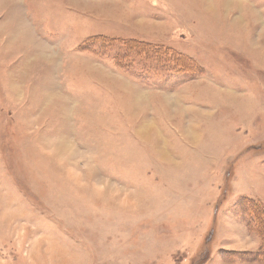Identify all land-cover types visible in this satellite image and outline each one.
Wrapping results in <instances>:
<instances>
[{
  "label": "rangeland",
  "instance_id": "1",
  "mask_svg": "<svg viewBox=\"0 0 264 264\" xmlns=\"http://www.w3.org/2000/svg\"><path fill=\"white\" fill-rule=\"evenodd\" d=\"M215 1L0 0V264H257L264 0Z\"/></svg>",
  "mask_w": 264,
  "mask_h": 264
},
{
  "label": "trees",
  "instance_id": "2",
  "mask_svg": "<svg viewBox=\"0 0 264 264\" xmlns=\"http://www.w3.org/2000/svg\"><path fill=\"white\" fill-rule=\"evenodd\" d=\"M104 41L109 42V45L102 46V49H107L111 47V49L115 50L116 45L119 44L122 45L123 50L126 49L130 51L129 53L133 51H138L141 53H150L155 60H159L160 62H168L173 63L177 65L178 67L182 68V70H185L186 72H194L195 70L199 69V65L195 61H193L191 58L187 57L186 55L179 54L169 48H165L162 46L154 45L153 43L149 42H137L136 40H118L115 38H103ZM120 41V42H119ZM94 46V45H93ZM92 46V47H93ZM89 45H85V48H88ZM123 54H126L123 52ZM129 56V54H127ZM128 58V57H127ZM116 57H112V61L114 64L117 62ZM195 62V63H194ZM115 66H118L117 64ZM120 68V66H119ZM242 206L241 208H236L234 212H239L238 214H241L244 218H249V216H253L254 223H252L251 229L257 232V235L262 239V245L260 246L259 250L255 253H251L252 256L255 258V262L259 264H264V206L262 203H259L254 200L245 199L241 202ZM257 210H255V208ZM254 214V215H252ZM250 224V223H249ZM258 229H257V227Z\"/></svg>",
  "mask_w": 264,
  "mask_h": 264
},
{
  "label": "crops",
  "instance_id": "3",
  "mask_svg": "<svg viewBox=\"0 0 264 264\" xmlns=\"http://www.w3.org/2000/svg\"><path fill=\"white\" fill-rule=\"evenodd\" d=\"M180 2H179V5L182 7L181 9L183 10V7L185 6V5H183V0H179ZM185 2H188V3H190V6H187V7H185L184 8V13L185 14H191V13H193V15H195V14H197L198 15V17H200L201 15L199 14V3H197L196 4V2L195 3H192V2H189V0H184ZM215 1V0H214ZM239 1V0H238ZM237 0L235 1V0H233V1H231V2H233L234 4L235 3H237L238 2ZM243 1V0H242ZM245 2V1H244ZM249 3H250V5L252 4V0H250V1H248ZM200 3H201V1H200ZM239 3H240V1H239ZM215 5H218V8L220 7V5H222V3H221V0H217V1H215ZM252 7H253V10H254V6H253V4H252ZM170 8V7H169ZM197 9V10H196ZM252 10V9H251ZM87 12H88V10H86ZM159 13H161L160 12V10H157ZM171 11H172V9H171ZM174 11H172V14L174 15V17H173V20L172 21H167V22H165V20H164V22L162 23V27L161 28H159L160 26L159 25H157V27H155L154 28V30H158V31H165L166 30V28L168 27V28H174V27H176V26H179V25H177L176 24V22L178 23V24H182V20L180 19V17L179 16H177L176 14H175V12L173 13ZM162 13L163 14H165L163 17H165L166 18V13L164 12V10H162ZM250 14L252 15V16H255V14L254 13H251L250 12ZM251 16V17H252ZM171 18V17H170ZM117 19H119V18H117ZM154 23V22H153ZM176 24V25H175ZM159 28V29H158ZM181 28L184 30V26H181ZM140 39H143L142 41H145V42H149V43H156V44H162V43H165V41H161V42H159V41H157V40H154V39H146V38H140ZM125 40H135V39H133V38H125ZM162 45H165V46H167V47H173V48H175V49H177V46H172V45H167V44H162ZM182 50V49H181ZM179 53H181V51L179 52ZM183 54H185V55H187V56H189V57H191V58H193V55L192 54H189V53H187V52H183ZM66 59V58H65ZM195 59V58H194ZM236 253V251L235 252H233V254H235ZM237 253H239V252H237ZM252 253H255V252H252ZM257 263V262H256ZM257 264H259V263H257Z\"/></svg>",
  "mask_w": 264,
  "mask_h": 264
},
{
  "label": "bare ground",
  "instance_id": "4",
  "mask_svg": "<svg viewBox=\"0 0 264 264\" xmlns=\"http://www.w3.org/2000/svg\"><path fill=\"white\" fill-rule=\"evenodd\" d=\"M211 6V5H210Z\"/></svg>",
  "mask_w": 264,
  "mask_h": 264
}]
</instances>
